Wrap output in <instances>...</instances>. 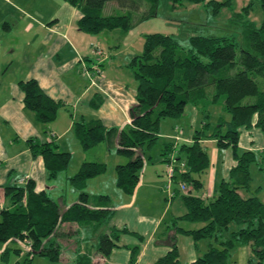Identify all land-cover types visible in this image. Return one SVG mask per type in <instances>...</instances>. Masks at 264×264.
Masks as SVG:
<instances>
[{"label": "trees", "instance_id": "1", "mask_svg": "<svg viewBox=\"0 0 264 264\" xmlns=\"http://www.w3.org/2000/svg\"><path fill=\"white\" fill-rule=\"evenodd\" d=\"M63 1L78 11V29L88 36L115 30L126 35L135 26L136 12L140 13L137 22L147 21L156 16L158 7V0ZM169 1L173 7L185 3L205 4L212 7L215 13L231 5L230 0ZM108 2L116 3L125 13L102 15ZM256 3L262 11L259 26L253 21L243 20ZM233 22L241 25L240 42L233 37L195 36L189 39L186 47L170 35H144L142 53L131 58L127 64L132 71L136 93L135 104L128 110L130 124L120 129L105 127L98 119L87 122L81 119L72 128L82 151L105 143L108 149L115 145L116 154L128 159L125 164L115 168V186L126 196L132 197L145 165L143 151L151 149L158 141L161 120L180 118L187 105H201L206 112V105L216 104L220 98L223 99V110L228 119H218L210 133V124L204 122L192 135L191 143H165L161 152L164 164L179 161L186 169L179 173L180 186H185L184 192H189L182 195L178 190L170 195L171 198L180 197L186 212L173 218L168 229L174 232V236L191 237L196 244L209 239L219 246L209 243L207 251L189 264H231V252L239 246L249 247L259 264L264 261V203L257 196L243 197L241 194L249 190L250 166L257 163L258 153L263 161L261 169L264 170V150L257 153L238 147L241 129L255 127L264 136V90L259 89L255 80L259 77L264 81V0H249L240 12L233 13ZM93 49V53L95 50L102 51L98 45ZM85 68L93 74L94 71H90L88 66L85 65ZM18 86L23 94L24 115L40 125L43 134L48 136L50 125L56 121L58 110L64 104L48 97L36 80L20 81ZM249 98L252 100L247 102ZM100 105V97L94 96L90 106L98 109ZM174 129L178 130L177 127ZM210 139L215 140L218 149H230L235 165L230 169L228 178L216 186L214 199L206 202L190 193L200 190L203 185L201 177L210 166L204 141ZM27 144L31 157L42 159L48 180L56 179L67 170L71 155L58 151L53 139L44 142L30 139ZM106 169L104 163L83 162L78 171L69 177L74 188L80 190L78 199L64 211L60 210L48 191L36 192L32 179H18L13 184L3 186V202L0 203V248L6 245L1 254L3 264L9 263L11 254L20 255L25 251L19 242L30 246V250L25 251V264L31 263L36 256L51 263L59 262L61 241L72 237L73 232L78 236L82 233L78 237L80 240H85L87 236L89 242L93 241L91 245L85 242L86 250L76 251L73 264H93L94 253L107 259L118 246L121 234L134 233L110 227L114 211L107 205L110 203L109 196H97L96 207H88L89 195L82 189L87 180L103 175ZM178 170L177 166L173 169L172 181ZM183 221L202 226L183 229L179 226ZM231 224L235 225V229L229 232ZM63 225L77 227L71 232L62 228ZM227 232L229 237L222 240L223 233ZM137 238L142 240L140 236ZM10 243L17 245L9 246ZM171 246V251L154 264H178L175 243ZM129 251V262L135 264L139 247H130Z\"/></svg>", "mask_w": 264, "mask_h": 264}, {"label": "crops", "instance_id": "2", "mask_svg": "<svg viewBox=\"0 0 264 264\" xmlns=\"http://www.w3.org/2000/svg\"><path fill=\"white\" fill-rule=\"evenodd\" d=\"M79 17L78 11L63 0H0V27L2 22V27L6 30L3 32L0 28V52L4 49L7 53L20 50L19 63L22 66L10 74L4 86L0 80V92L4 94L0 97L1 193L3 186L13 184L22 178L34 180L36 192L49 190L50 180L46 177L43 161L40 157H31L28 140L44 142L53 139L57 145L61 144L58 145V151L68 152L71 155L68 145L72 148L76 147L73 140L69 139L70 136L75 138L72 132L75 122L81 119L85 122L98 119L105 127L120 129L130 124L128 110L135 104L136 93L132 71L127 64L131 58L141 53L143 39L140 37L138 46L133 48L124 45V40L121 44L122 41L111 34L85 35L78 29ZM12 32L18 34L9 36ZM8 39V43L4 46ZM95 45L100 47L104 52L101 51V55L104 56L93 53ZM92 57L97 59L95 62L98 61L97 67L100 70V76L93 78L94 81H90V77L83 72L85 65L93 72L95 63L91 62ZM9 70L10 66L2 71L0 69L2 78ZM31 79L37 81L48 97L64 104L58 110L57 119L55 124L50 126L51 132L48 136L43 134L40 125L28 119L23 113V94L18 84L20 81ZM96 95L101 99L98 109L90 106ZM61 109L62 112H59ZM192 112L190 129L186 132V137H181L179 143H191L194 132L202 127L203 121H200L198 127V110L194 109ZM160 136L168 135L160 131ZM204 143L215 144V140H206ZM112 147L115 148V145ZM238 147L240 150L261 152L264 150V136L255 127L241 129ZM102 150L104 154L111 156V151L107 152L105 147ZM214 153L215 156L219 153L218 157L221 160L218 161L217 157L215 159L217 163L222 162L224 168L219 177H216V172L212 170L204 174L205 179L201 178L203 185L200 195L194 194L201 199L213 197L218 183L228 178L230 169L235 165L229 149L225 152L214 150ZM103 160L107 161L105 155ZM106 161H98V163L107 164ZM83 162L93 161L85 159ZM160 171L161 167L153 169V166L150 168L146 166L132 197L119 192L118 188L112 191L111 196L115 198V204H107L114 211L110 227L118 230L127 229L134 234H121L117 242L118 246L112 250L107 259L94 253L93 264H130L129 248L133 246L139 247L135 264H154L157 259L171 251L172 243H175L178 252V264H189L197 258L198 243L196 244L191 237L174 236L172 230L168 228L163 230L167 227L165 224L168 222V211L163 209L158 213L151 210L144 212L140 208L143 201H139L138 204L140 193H152L156 197L163 193ZM163 174H166V170ZM174 198L176 197L169 198V204H173ZM2 202L3 198L0 194V203ZM67 208L65 206L64 210ZM185 212L186 209L180 206L174 211L172 219L182 216ZM76 227V225H63L62 228L73 232ZM79 236L81 237L82 233ZM79 236L73 232L72 237L68 238L74 239L77 249L66 250L69 251V257L67 260L64 259L65 262H61L62 264H73L76 251L80 249L82 252L86 250L87 245L93 243L86 239L87 236L84 237L86 241L80 240ZM137 236L142 237V240ZM85 242L88 244L85 245ZM11 245L15 247L17 244L10 243L9 246ZM5 246L0 248V264H3L1 254ZM12 255L15 254L10 255L9 263ZM61 260L62 258L59 261Z\"/></svg>", "mask_w": 264, "mask_h": 264}, {"label": "rangeland", "instance_id": "3", "mask_svg": "<svg viewBox=\"0 0 264 264\" xmlns=\"http://www.w3.org/2000/svg\"><path fill=\"white\" fill-rule=\"evenodd\" d=\"M218 2H222L225 0H216ZM231 5L228 7L222 8L218 13H215L212 7L206 6L205 4H188L185 3L181 6L173 7L169 0H158V7L156 16L152 19L147 21L137 22L139 18V12L134 14V23L135 26L133 29L127 33H121L119 30H115L112 32H103L100 36H105L106 34H111V36H115L120 41L124 40L123 43L126 46L136 47L138 46L139 38L143 39V36L146 34H154L159 33L162 35H170L177 39V41L183 45L188 46L189 39L195 36H202V37H233L237 42H240L242 39V28L241 25L238 23L233 22V13L240 12L243 7L247 5L249 0H230ZM125 10L119 8L116 3L108 2L105 4L102 15L109 16V15H121L124 14ZM245 20L253 21L256 26H259L262 21V11L260 6L256 3L250 12V14L245 17ZM3 23L1 22V30L6 32L5 29L2 27ZM17 32H12L9 36L17 35ZM6 38V37H5ZM9 39L6 41L4 46L8 43ZM17 51L19 54H17ZM20 50H16L14 53L9 52L7 53L4 50L0 52V69H5L10 66V70L7 74L2 78V74L0 75V80H2V85L4 86L6 83L7 78H9L12 72H14L17 68H21L20 61ZM142 53V50H141ZM90 55V53H89ZM95 55V54H94ZM238 57V53L236 59ZM91 61L95 63V58H91ZM12 63V64H11ZM255 80L258 83L259 89L264 90V81L257 77ZM4 94L1 91L0 97ZM252 98H249L247 102L251 101ZM63 109V108H62ZM62 109L59 112H62ZM194 109L198 110V127L200 126V121L203 123H209L210 129L209 133L213 130V128L217 125L218 119H228L227 113L223 110V99L220 98L216 104L206 105L204 112L202 110L201 105L198 107H194L192 105H187L184 111L183 116L176 119H169L165 118L162 119L160 122V131L162 133H166L168 136H160L156 144L151 149H144L143 156H144V169L146 166L152 167L153 169H157L161 167V171L159 172L162 179V191L163 193L158 194L159 196H154L152 193H140L139 201H143L140 208L142 211L149 212L150 210L154 213H158L160 210L168 211V222L165 224L166 228H162L166 230L169 225V221L172 219L174 215V211L180 206L185 210L184 205L182 204L180 197L174 198L173 204H169L170 195L173 194L172 189H178L180 193L189 194V192L181 191L180 189V177L179 173L184 172L186 169L182 167L181 163L174 162L170 164H163L161 152L164 148L165 143H179L181 141V137H186V132L190 129L191 126V119H192V111ZM55 124V123H53ZM51 124L50 126H52ZM174 126L177 127V131L174 129ZM201 128V127H200ZM199 128V129H200ZM172 135V136H171ZM171 136V138H170ZM176 137L179 138L176 141ZM69 139L73 140V143L76 144L75 148H72L70 145L68 147L71 150V161L66 171L60 173L58 177L54 180L48 181V191L49 196L58 204L61 211H64V207H69L72 203H75L78 199V195L80 190L75 189L74 186L70 183L69 177L73 176L79 169L80 163L86 159V161H93V162H104V159L107 157L106 165V172L103 175L98 177L89 179L86 181V186L82 189L83 192L89 195V202L88 207L94 208L96 207V197L99 195H106L110 197V204H115V198H112L111 194L114 189H117L115 186V179L116 173L115 168L118 164H125L128 159L123 156H119L116 154V150L114 147H110L102 143L97 147L89 150V151H82L78 142L75 138L70 136ZM72 143V141H71ZM182 143V142H181ZM58 145H61L58 143ZM177 146V145H176ZM61 147V146H60ZM106 148L107 152L111 151V156L107 153H103L104 151L102 148ZM62 149L63 146L61 147ZM60 148V149H61ZM206 151L209 155L210 166L207 172H211L214 170L216 172V177H219L221 174V170L224 168L222 166V162H216L215 157L218 158V161L221 160L218 155L215 156L214 150L217 152H225V150H220L216 147L215 144H205ZM59 149V146H58ZM230 150V149H229ZM61 151V150H60ZM179 168V172H176V178L174 181L170 180L167 171L173 170L175 167ZM263 167V161L261 156L258 153V160L257 163H253L250 166V174H251V182L250 187L247 192H242L243 197L249 196H257L263 203H264V170L261 169ZM166 170V174H163V171ZM149 171V169L147 170ZM142 172V174H143ZM68 177V178H67ZM202 179L206 178V175H202ZM21 180H24L22 178ZM167 185H170V189L168 190ZM190 188V187H189ZM119 192L120 190L117 189ZM0 194H2L0 192ZM190 194L192 195H200V190L192 191ZM167 198V199H166ZM214 199L213 197L205 198L206 202H209ZM112 202V203H111ZM180 227L183 229L191 230V229H198L202 226V224H191L188 222H180ZM235 225H230V230H234ZM229 232L223 233L222 240H226L229 237ZM81 234V233H79ZM74 242V239H68L67 241H61L62 244V260L56 262L57 264H62L61 262H65L67 257H69V251L66 250H76L77 244ZM209 243H212L215 247H218V244L215 243L214 240L203 239L198 242L199 252L198 256H202L208 249ZM69 244V245H67ZM26 258L25 251L20 254L19 256L12 255L9 264H25L24 260ZM65 259V260H64ZM230 263L231 264H259L258 260H256L249 247L247 246H239L232 250L230 256ZM28 264H55L46 261L40 257H34L31 263ZM264 264V261L261 263Z\"/></svg>", "mask_w": 264, "mask_h": 264}, {"label": "built area", "instance_id": "4", "mask_svg": "<svg viewBox=\"0 0 264 264\" xmlns=\"http://www.w3.org/2000/svg\"><path fill=\"white\" fill-rule=\"evenodd\" d=\"M95 53L96 54H98V55H100L101 54V52L99 51V50H95ZM93 74H90L89 73V71H87V69L86 68H84L83 69V72L85 73V74H87L88 75V77H90V81H94V79L95 78H97V77H99L100 76V71H99V69L95 66L94 68H93ZM94 78V79H93ZM176 140L178 141L179 140V138L178 137H176ZM168 177H169V179L171 180V178L173 177V170H168ZM167 187H168V190L170 189V185H167ZM180 189H181V191H186V188H185V186H183V185H181L180 186ZM19 245H20V247H22L25 251H29L30 250V246H29V244H26L25 242H19Z\"/></svg>", "mask_w": 264, "mask_h": 264}]
</instances>
